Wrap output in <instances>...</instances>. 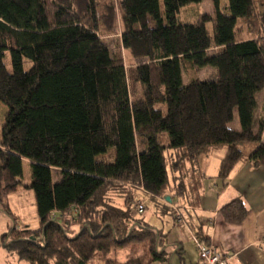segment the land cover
<instances>
[{
	"label": "trees",
	"instance_id": "trees-1",
	"mask_svg": "<svg viewBox=\"0 0 264 264\" xmlns=\"http://www.w3.org/2000/svg\"><path fill=\"white\" fill-rule=\"evenodd\" d=\"M204 1L119 0L122 48L142 61L128 69L102 39L103 23L111 30L116 17L109 0H0V102L8 108L0 197L16 193L30 165L39 221L37 231L15 223L0 247L29 264H94L99 254L119 264L109 258L113 250L146 245L123 264H166L173 253L185 264L183 250L168 252L167 234L135 214L139 193L181 204L210 246L195 214L205 178L200 157L226 148L218 174L226 183L245 158L242 147L254 143L248 160L264 168V104L255 123L264 9L229 0L222 10L214 0V17L180 20L183 8ZM185 61L216 68L219 79L185 85ZM131 84L142 86L141 99L132 100ZM236 115L240 130L231 128ZM110 150L115 160H100ZM220 211L231 225L247 217L241 199ZM72 226L80 227L74 237L65 229Z\"/></svg>",
	"mask_w": 264,
	"mask_h": 264
},
{
	"label": "rangeland",
	"instance_id": "rangeland-1",
	"mask_svg": "<svg viewBox=\"0 0 264 264\" xmlns=\"http://www.w3.org/2000/svg\"><path fill=\"white\" fill-rule=\"evenodd\" d=\"M109 3L115 4L116 17L111 30L103 23V27H101L103 34L102 39L109 47L111 55L113 57H115L116 55L117 56L120 55L123 58L125 66L128 69H130L131 67H136L142 61L134 59L128 51L123 50L121 45L123 24H122V14L119 8V0H109ZM228 5H229V0H220V6L222 10H225L228 7ZM256 5L259 11L263 10L264 0H256ZM200 14H207L214 17L215 16L214 0H205L202 4H191L183 8L179 18L180 20L185 21L187 23L188 22L193 23L197 18L196 16H199ZM173 17L174 16L171 15L170 17L171 22L174 21ZM207 30L210 33V35L213 36L212 22H209L207 24ZM184 63L185 66L183 69V82L185 85L189 84L194 79H200L201 81L204 82H214L219 79V73L216 68L208 67L205 69H196L190 63V61H185ZM142 95H143L142 86L140 84H135V85L131 84L132 100L137 101L142 98ZM257 100L259 106L255 115L256 124L258 120L257 116L259 115L260 110L263 106V101H264L263 95L259 94V98L257 97ZM7 111L8 108L0 102V131L2 130V127L4 125ZM165 111L166 108L164 112ZM231 128L234 130H240V124L237 115L235 117V122L231 124ZM253 145L254 143H248L242 147L245 155L251 153L250 152L251 150H249L248 148ZM208 151H206L202 155L201 157L202 162L203 160H205L206 158L205 154H207ZM115 155H116L115 151L110 150L106 155L101 156L100 160L111 163L115 160ZM58 179H59V175L56 174L55 180L57 181ZM31 182H32V170L30 165L26 164L24 166L23 184H21V186L16 191V193L11 194L9 196L0 197V242H1V236L5 232H8L10 230V227H12L15 223H16V227L20 231L25 230V225H28L29 228L32 230H36V231L38 230L39 221L37 215L35 195L34 192L31 189H29ZM167 198H171V197L167 196L166 198H162V199H165L167 201ZM137 199H140V201L142 202L146 201L145 204L146 211L140 217L144 218L145 221H148V224L151 227L157 230H164L166 227L165 226L166 223L171 224V222H174L177 226L182 227L174 221L173 215L169 213L170 208L166 207L162 202L159 203L155 201V199H152L150 195L143 196L141 193L137 195L136 200ZM171 201H173L172 198ZM114 202L118 206L122 204L120 200H115ZM174 203L182 207L181 204H178L177 202ZM163 213L165 214V219L163 218ZM65 229L70 237H74L79 232L80 227L72 226V227H65ZM185 233L187 234L186 235L187 239L184 240V242H182L184 261L186 264H195L196 261L199 262L198 251L194 241L191 239L189 234L187 232ZM133 247L135 249H132ZM133 247H126L124 249L113 250L112 253L109 255V258L111 260L118 262L119 264H123L127 261V258L130 253L133 252H135V254H139V252L144 253V251L148 249L146 245H142V246L135 245ZM166 249L168 252H172L170 251L169 247ZM179 249L180 248H178L177 246L174 247V251H178ZM105 261L106 260L105 259L103 260L102 256L99 254L96 256L95 259L96 263L94 262V264H105ZM0 264H29V263L25 261H21L17 254L9 253L5 249L0 247ZM152 264H161V263H152ZM166 264H182V263L179 255L177 253H174L171 255L169 262Z\"/></svg>",
	"mask_w": 264,
	"mask_h": 264
},
{
	"label": "crops",
	"instance_id": "crops-1",
	"mask_svg": "<svg viewBox=\"0 0 264 264\" xmlns=\"http://www.w3.org/2000/svg\"><path fill=\"white\" fill-rule=\"evenodd\" d=\"M261 95L264 97V92ZM261 114L262 108L257 123ZM256 148L254 144L248 149L253 152ZM226 151V148L209 149L205 160L202 162L201 156L198 161V169L205 178L195 214L210 245L231 257V264H264V168H255L248 160L249 154L245 155L224 183L218 174ZM235 199L243 200L247 208V217L239 225L228 224L220 211ZM165 226L162 231L168 235L167 247L172 252L175 246L183 250L186 230L174 222Z\"/></svg>",
	"mask_w": 264,
	"mask_h": 264
},
{
	"label": "built area",
	"instance_id": "built-area-1",
	"mask_svg": "<svg viewBox=\"0 0 264 264\" xmlns=\"http://www.w3.org/2000/svg\"><path fill=\"white\" fill-rule=\"evenodd\" d=\"M142 191L144 190L142 189ZM151 197L152 199H155V201L159 203L162 202L166 207L170 208V211L174 217V221L182 226L194 241L198 251V264H231V257H229L226 253L216 250L211 245L208 246L204 242H201L199 240L195 228L191 226L182 207H180L173 201L167 202L165 199L155 198L153 196ZM134 211L136 215L142 216L146 211L145 202L138 201L136 203Z\"/></svg>",
	"mask_w": 264,
	"mask_h": 264
},
{
	"label": "water",
	"instance_id": "water-1",
	"mask_svg": "<svg viewBox=\"0 0 264 264\" xmlns=\"http://www.w3.org/2000/svg\"><path fill=\"white\" fill-rule=\"evenodd\" d=\"M167 201L170 202L171 201V198H167Z\"/></svg>",
	"mask_w": 264,
	"mask_h": 264
}]
</instances>
